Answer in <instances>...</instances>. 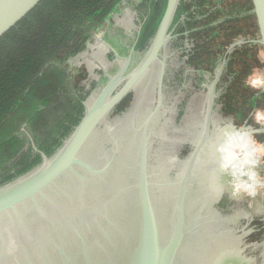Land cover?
Wrapping results in <instances>:
<instances>
[{
	"label": "water",
	"instance_id": "1",
	"mask_svg": "<svg viewBox=\"0 0 264 264\" xmlns=\"http://www.w3.org/2000/svg\"><path fill=\"white\" fill-rule=\"evenodd\" d=\"M41 1L0 0V39ZM179 3L180 0H167L157 31L140 63L128 71L135 42L128 57L123 59L121 70L108 78L85 105L80 123L62 147L47 158L33 146L41 155L42 163L0 188V238L3 232L22 231L24 222L35 234L34 238L26 235L25 239H18L20 242L13 239L10 249L14 253L8 264H210L211 248L229 239L228 230H218L217 224L213 226L217 231L204 235L208 224L202 222L203 217H211L217 223L220 215L190 196L194 173L206 154V147L209 148L210 110L203 142L190 158L184 174L170 186L174 189L170 199L158 198V188L149 172L147 130L154 113L141 128L137 165L131 168L126 185L121 183L122 175L107 177L110 161L99 169L90 164V148L95 153L102 147L99 141L104 136L101 128L105 119L136 89L156 62L161 67V84L164 62L159 56L171 39L169 32ZM252 3L259 29V39L253 43L260 45L264 52V0H252ZM247 133L264 135V129ZM93 188L97 190L95 199L88 200L83 207L76 206L70 219L73 222L57 221L65 205L78 204ZM19 247L21 253H16Z\"/></svg>",
	"mask_w": 264,
	"mask_h": 264
},
{
	"label": "trees",
	"instance_id": "2",
	"mask_svg": "<svg viewBox=\"0 0 264 264\" xmlns=\"http://www.w3.org/2000/svg\"><path fill=\"white\" fill-rule=\"evenodd\" d=\"M166 2L42 0L0 39V188L42 163L33 146L50 158L80 123L96 83L87 89L82 84L86 72L72 68L71 62L122 4L140 20L135 49L146 51ZM175 25L176 33L187 34L188 63L198 71L212 72L227 47L245 41L226 57L228 88L221 99L227 114L249 119V124L254 114H264V84L250 82L255 75L264 77V62L257 58L263 48L253 43L259 39V29L252 0H180ZM248 141L238 150L255 154Z\"/></svg>",
	"mask_w": 264,
	"mask_h": 264
},
{
	"label": "flooded vegetation",
	"instance_id": "3",
	"mask_svg": "<svg viewBox=\"0 0 264 264\" xmlns=\"http://www.w3.org/2000/svg\"><path fill=\"white\" fill-rule=\"evenodd\" d=\"M176 27V25L171 26L169 32L171 39L164 52L159 56L160 61L164 62V73L161 84H159L161 67L156 62L139 81L136 89L130 92L105 119L101 129L104 132L102 138L106 141L100 137L99 143L100 145L102 143L101 149H98L99 151L95 153L93 152L94 149L90 148L89 151L92 155L90 164L94 169L103 168L110 161L112 165L109 173H107L108 175L106 174L107 177L113 178L122 175L121 183L123 186L126 185L127 181L130 180L131 168H134V164L135 166L137 165L136 154L142 137L141 128L147 118L154 113L147 130L148 163L152 181L158 188V198L161 201L172 197L174 189L170 188V186L174 185L184 174L190 158L197 147L199 148L203 142L208 110H210V120L208 124L207 145L209 148L206 147L207 154H210V151L214 152L213 147L217 145L221 146L241 133L234 132V136L228 135L229 129L234 128L235 124H238L242 120H238L236 115L227 114L223 100L221 99L228 86L227 83L220 84V79H217L221 78L220 81L222 79L224 81L225 77H222L226 73V61L223 66L225 72L224 70L222 71V77L221 75L218 77L222 64L218 66L216 64L210 73L195 70L188 63L187 56L191 52V48L185 39L187 34L180 35L176 33ZM137 33L138 31L136 32V39L134 41L136 44L139 36ZM240 43V45L236 46L234 44V47L241 46L246 42L242 41ZM86 50L88 49L86 48ZM146 51L134 49L128 71H131L140 63ZM107 56L109 59L105 56V53L99 52L96 54V58H94L95 62L101 57L99 62H103L105 57L111 60L110 56H112L114 59H112L110 64H114V60L116 59L123 62L121 68L123 67V59L125 58L118 57L112 51ZM85 72L88 79L89 73L87 68ZM102 75L104 76V74ZM121 85L118 86L115 92ZM87 89H89V86ZM94 91H92L89 98ZM86 103L84 104V108ZM242 122L244 126L248 125L249 119ZM261 136L264 135L262 134ZM248 138L249 136L243 137L233 145L219 149V167L222 171L226 170L232 179L239 178L240 189L246 190L250 193V196H254L256 189L260 188L255 182V172H252L253 170L241 171L237 169L235 162L239 153L237 152L239 145ZM95 141H97V137L94 139ZM201 165L203 166V161H201L199 166ZM115 180L117 181V179ZM234 188L238 189V184ZM89 192L91 193L87 192L78 204L72 202L73 204L65 205L66 209L61 210L60 215H63L57 221H63L65 224L73 222L70 219L76 211V206L83 207L88 200L91 199L89 201L91 202L93 198L95 199L97 190L93 188ZM103 194L105 195L104 192ZM106 197L109 198V195L107 194ZM220 210L225 215L215 210L220 215V218H217V223L211 217H203L202 222L208 224L206 232L203 230L205 236L208 235L209 231L214 232L217 229L220 231L227 229L228 234L226 236H229L234 241L245 239L244 246L249 245L251 247L252 244L253 247L254 245L259 247L264 242V208L261 209L260 215L256 216L243 212L237 217L226 214L227 212H223L221 208ZM215 224H217V229H213ZM27 225L29 224L24 222L22 231L19 232L17 230L11 233H2L0 238V264H8L11 260L10 258L12 253H14V249H10V245L12 242L14 243L13 239L17 241L20 238L25 239L26 235L30 238L35 236L32 230H30L31 226L28 227ZM15 228L17 227L15 226ZM17 242H20V240ZM19 250L20 247L15 249L16 253H21V250Z\"/></svg>",
	"mask_w": 264,
	"mask_h": 264
},
{
	"label": "rangeland",
	"instance_id": "4",
	"mask_svg": "<svg viewBox=\"0 0 264 264\" xmlns=\"http://www.w3.org/2000/svg\"><path fill=\"white\" fill-rule=\"evenodd\" d=\"M125 6V4H122L120 10L108 22L107 27L94 36L93 41L86 47L88 50L84 51L79 58L71 62L72 68H83L85 71L87 68L89 75L88 79H85L84 86L88 87L90 82L97 83L96 90L86 105L107 83L108 78L114 77L119 72L123 64L122 61L116 59L114 60V64H110L114 58L108 60L107 55L112 51L118 57L127 58L136 39V32L139 29L140 20L137 15ZM240 42L242 41L237 42V44ZM233 47L234 44L227 47L224 55L220 58L217 66L222 64V67L218 73V77L220 75L222 77L226 57L235 51L236 47ZM99 52L105 53L108 59L105 57L103 62L101 60L99 62L101 57L99 59L97 58L98 60L95 62L93 58H96V54ZM257 54L258 61L263 63L264 52L258 50ZM99 73L104 74V76H100ZM219 79L221 80V78L217 80ZM220 80V84L226 83L223 79L222 81ZM250 82L256 86L258 84H264V77L255 75ZM251 120L252 122L249 125L244 126L242 121L235 124L234 128L229 129L228 135L234 136V132L243 133L249 130L264 129V114L261 112L259 114L256 113ZM261 135H249V141L247 143L255 148L257 151L255 154H251V150H238L237 152L239 153L238 156L236 155L237 159L235 160L237 169L241 171L253 170L252 172H255V182L260 188L256 189L254 196H250L248 191L240 189L239 178L232 179L226 170L222 171L220 169V156L218 150H214L213 153L210 151V154L206 153L202 156L203 166H199L194 173L195 179L190 189L192 199L198 201L200 203L199 205L203 204L206 208L215 209L220 213H222L221 208L223 212H227L226 214L233 217H237L243 212L256 216L260 215L261 209L264 208V136ZM237 184L238 189L234 188ZM220 243L214 245L209 252L210 257H212L210 264H264V242L259 247L255 245L253 247L252 244L251 247L249 245L244 246L245 239H237L234 241L232 238H229Z\"/></svg>",
	"mask_w": 264,
	"mask_h": 264
},
{
	"label": "bare ground",
	"instance_id": "5",
	"mask_svg": "<svg viewBox=\"0 0 264 264\" xmlns=\"http://www.w3.org/2000/svg\"><path fill=\"white\" fill-rule=\"evenodd\" d=\"M249 134L247 132H243V133H239L238 135H236L234 138L230 139L229 141H227L225 144L218 146L219 149H223L226 148L230 145H233L235 142H237L239 139L243 138V137H248ZM218 149V150H219Z\"/></svg>",
	"mask_w": 264,
	"mask_h": 264
},
{
	"label": "crops",
	"instance_id": "6",
	"mask_svg": "<svg viewBox=\"0 0 264 264\" xmlns=\"http://www.w3.org/2000/svg\"><path fill=\"white\" fill-rule=\"evenodd\" d=\"M82 55V54H81ZM93 60L95 61V59L93 58Z\"/></svg>",
	"mask_w": 264,
	"mask_h": 264
}]
</instances>
